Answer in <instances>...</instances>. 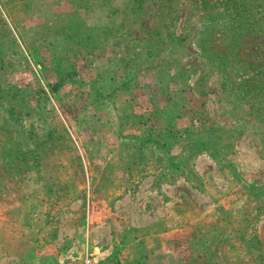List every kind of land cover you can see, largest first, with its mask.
<instances>
[{"label":"rangeland","instance_id":"obj_1","mask_svg":"<svg viewBox=\"0 0 264 264\" xmlns=\"http://www.w3.org/2000/svg\"><path fill=\"white\" fill-rule=\"evenodd\" d=\"M107 98L173 154L174 204L89 214L68 191L86 181L73 137L105 131L72 123ZM86 256L264 264V0H0V264Z\"/></svg>","mask_w":264,"mask_h":264},{"label":"crops","instance_id":"obj_2","mask_svg":"<svg viewBox=\"0 0 264 264\" xmlns=\"http://www.w3.org/2000/svg\"><path fill=\"white\" fill-rule=\"evenodd\" d=\"M103 106L106 109L105 115L98 112L97 103L85 104L82 116L72 123V126H76L77 129L85 122L89 124L91 121L90 129L105 127V129L102 128L105 131L100 133L99 139H94L97 147L91 141L89 149L80 136L73 137L84 165V168L77 172V176L86 181L78 183L77 187L73 183L69 185L67 189L70 194L86 190L84 202L89 207L88 211L91 205V207L105 205L111 207L113 204L138 205L143 209L145 207L149 209L158 205L162 207L160 200L167 205L170 204L175 199L173 189L176 183L183 180L175 166L168 163L169 159H173V154L171 156L165 151V145L158 142L159 147L148 140L152 132L147 129L149 122H144V118L140 117L141 111H137L139 105L126 99L116 102L115 99L107 98ZM181 121L183 122V116H175L173 127L179 128ZM77 133L79 134V131ZM84 154L96 159L98 166L94 173L85 167ZM173 170L177 171L173 173ZM168 173L174 176L170 182ZM171 190H173L172 193ZM170 196H173V199ZM178 198L180 201L183 200L182 197ZM143 211L146 216L149 214L148 210ZM151 213L154 220L157 213L155 214L154 209H151ZM128 217L131 222L138 220L131 214ZM171 232L173 233L169 230L164 234L170 237ZM159 234L163 236V233ZM42 252L44 254L45 248Z\"/></svg>","mask_w":264,"mask_h":264},{"label":"built area","instance_id":"obj_3","mask_svg":"<svg viewBox=\"0 0 264 264\" xmlns=\"http://www.w3.org/2000/svg\"><path fill=\"white\" fill-rule=\"evenodd\" d=\"M64 264H94L93 260L86 256L82 258H67Z\"/></svg>","mask_w":264,"mask_h":264},{"label":"trees","instance_id":"obj_4","mask_svg":"<svg viewBox=\"0 0 264 264\" xmlns=\"http://www.w3.org/2000/svg\"><path fill=\"white\" fill-rule=\"evenodd\" d=\"M145 136H147V134H145ZM149 141H153V143H155L156 145H157V143L159 142V144H163V145H165L163 142H160L159 140H157V139H155L153 136H152V133H150L149 134V139H148ZM143 143V142H142ZM140 144H141V142H140ZM157 146H159V145H157ZM166 146V145H165ZM160 147V146H159Z\"/></svg>","mask_w":264,"mask_h":264}]
</instances>
